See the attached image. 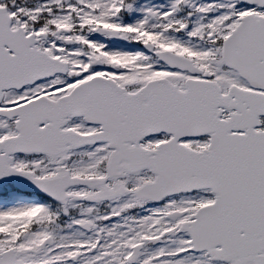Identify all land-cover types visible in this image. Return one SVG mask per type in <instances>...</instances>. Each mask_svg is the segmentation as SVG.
I'll list each match as a JSON object with an SVG mask.
<instances>
[{
  "label": "snow or ice",
  "instance_id": "obj_1",
  "mask_svg": "<svg viewBox=\"0 0 264 264\" xmlns=\"http://www.w3.org/2000/svg\"><path fill=\"white\" fill-rule=\"evenodd\" d=\"M0 264H264V0H0Z\"/></svg>",
  "mask_w": 264,
  "mask_h": 264
}]
</instances>
